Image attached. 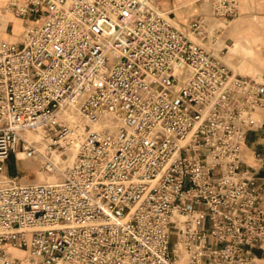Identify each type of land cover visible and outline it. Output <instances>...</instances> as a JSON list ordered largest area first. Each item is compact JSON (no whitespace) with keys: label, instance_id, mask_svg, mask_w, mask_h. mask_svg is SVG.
<instances>
[{"label":"built area","instance_id":"built-area-1","mask_svg":"<svg viewBox=\"0 0 264 264\" xmlns=\"http://www.w3.org/2000/svg\"><path fill=\"white\" fill-rule=\"evenodd\" d=\"M2 9L0 264H262L264 179L245 146L264 80L192 37L203 18L178 27L159 0ZM12 156L46 178L11 173Z\"/></svg>","mask_w":264,"mask_h":264},{"label":"rangeland","instance_id":"rangeland-1","mask_svg":"<svg viewBox=\"0 0 264 264\" xmlns=\"http://www.w3.org/2000/svg\"><path fill=\"white\" fill-rule=\"evenodd\" d=\"M6 1L0 0L1 6ZM212 2L213 0H199L198 6L196 7L198 11L200 6L204 5V11L198 12L197 15L204 17L206 21L205 24L208 30L207 37L203 40L194 34H192V37L215 55L221 57L235 73L252 75L264 80V0L246 1L241 13L230 19L217 16L212 8ZM175 15L176 13L171 15L173 22L178 27L184 28L190 19L187 16L182 17L181 23L174 18ZM10 21L7 31L3 32L5 38L9 33L19 36L24 30V24L19 18L15 17V19ZM6 22L5 20L3 23L4 26L2 27H6ZM238 31L241 32L239 36L237 35ZM244 35H248L250 40H253L254 50L248 52L244 49L242 40H240L238 49L232 52L230 44L235 43L236 40ZM243 42L247 44L245 39H243ZM8 166L11 173L25 175L32 182L38 181V176L42 174H37V168L31 161L18 160L15 156L11 157ZM175 240L176 237L174 236L173 242ZM18 255L22 256L23 253L19 252ZM183 262L184 260H181L179 264H183Z\"/></svg>","mask_w":264,"mask_h":264},{"label":"crops","instance_id":"crops-1","mask_svg":"<svg viewBox=\"0 0 264 264\" xmlns=\"http://www.w3.org/2000/svg\"><path fill=\"white\" fill-rule=\"evenodd\" d=\"M198 1L199 0H159L160 7L162 10L169 12L170 15L176 13L175 19L178 22L182 23V17H188L190 20L187 21L186 26L184 27L187 28L189 22L195 18L194 16L197 15L198 12L204 11V5H201L199 10L197 11V6H198ZM248 0H241L240 4V13L243 8L244 3ZM212 8L214 9V5L212 2ZM179 11V12H176ZM172 17V16H171ZM200 17V16H196ZM11 18V17H10ZM201 18L204 17L201 16ZM15 19L14 16H12L11 20ZM205 21V20H204ZM16 22V20H15ZM206 22V21H205ZM206 25V24H205ZM241 34L240 31H238L237 35L239 36ZM7 39L11 40H17L19 39V36L12 35V34H7L6 36ZM243 39H245L247 44L243 42ZM242 40V46L244 49H246L248 52L254 50V46L252 44V39L247 36H243L239 38L238 40L235 41V43H231V50L232 52L236 51L239 46V41ZM257 119L259 120V126L251 129L248 132V138L245 146L246 150V167L257 173L258 176H262L264 179V111L260 110L256 114ZM254 252L260 257L262 264H264V248H255ZM179 264V263H178ZM183 264H185L183 262Z\"/></svg>","mask_w":264,"mask_h":264},{"label":"bare ground","instance_id":"bare-ground-1","mask_svg":"<svg viewBox=\"0 0 264 264\" xmlns=\"http://www.w3.org/2000/svg\"><path fill=\"white\" fill-rule=\"evenodd\" d=\"M2 11H3V9H2V6H1V2H0V14L2 13ZM172 18V17H171ZM172 20H173V18H172ZM40 177L42 178V179H45L46 178V176L42 173L41 175H40Z\"/></svg>","mask_w":264,"mask_h":264}]
</instances>
